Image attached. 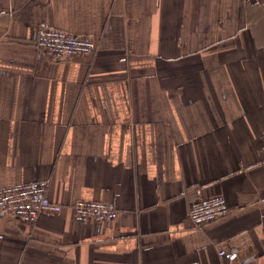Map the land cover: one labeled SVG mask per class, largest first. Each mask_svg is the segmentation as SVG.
Segmentation results:
<instances>
[{
    "label": "crops",
    "instance_id": "0c3cea01",
    "mask_svg": "<svg viewBox=\"0 0 264 264\" xmlns=\"http://www.w3.org/2000/svg\"><path fill=\"white\" fill-rule=\"evenodd\" d=\"M41 26L97 49L49 55ZM34 178L63 209L0 215V264H264V0H0V188Z\"/></svg>",
    "mask_w": 264,
    "mask_h": 264
},
{
    "label": "built area",
    "instance_id": "2783aa9c",
    "mask_svg": "<svg viewBox=\"0 0 264 264\" xmlns=\"http://www.w3.org/2000/svg\"><path fill=\"white\" fill-rule=\"evenodd\" d=\"M34 44L38 49L58 58L93 53L97 43L86 36L76 35L63 29L41 26L34 35ZM49 182L37 179L0 188V215H10L23 222L33 224L40 213H60L63 205L48 195ZM78 221L95 220L98 222L115 220L120 215L119 208L111 202L98 200H78L73 204ZM229 211L226 197L214 194L194 201L189 208V216L197 227L224 217ZM221 257L231 258L232 250L219 248ZM238 264H260L252 259Z\"/></svg>",
    "mask_w": 264,
    "mask_h": 264
}]
</instances>
